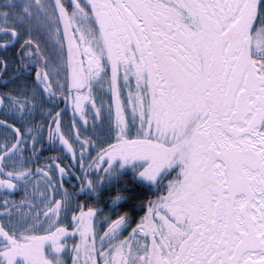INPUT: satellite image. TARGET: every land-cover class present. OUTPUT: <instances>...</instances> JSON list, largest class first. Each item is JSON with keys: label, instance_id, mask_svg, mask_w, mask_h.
<instances>
[{"label": "snow or ice", "instance_id": "1", "mask_svg": "<svg viewBox=\"0 0 264 264\" xmlns=\"http://www.w3.org/2000/svg\"><path fill=\"white\" fill-rule=\"evenodd\" d=\"M0 75V264H264V0H4Z\"/></svg>", "mask_w": 264, "mask_h": 264}, {"label": "trees", "instance_id": "2", "mask_svg": "<svg viewBox=\"0 0 264 264\" xmlns=\"http://www.w3.org/2000/svg\"><path fill=\"white\" fill-rule=\"evenodd\" d=\"M9 75H11V72H9ZM1 78L3 79L4 77L1 75ZM11 85H6L5 83H2L1 82V79H0V90H6V88L10 87ZM63 103L60 102L59 104V108L56 109V111H60L62 110V105ZM45 109L47 108H51L52 107V104L51 103H48V104H45L44 105ZM70 111H64L63 114H62V119L64 121V124L66 125V122H68L69 120H71L70 118ZM3 112L2 110H0V119H3ZM36 120L38 122H42L44 123V131H43V139H42V144H43V149L40 151L39 153V163L41 164H47V163H52L53 161H49L45 158L47 157H55V156H60L61 157V160L64 162V163H71V157H70V154L66 153V152H61L59 147H58V142L57 144H53L51 143L49 140H48V123L51 121V117H47V119H45L44 117H41L39 114L36 116ZM54 127V125H53ZM39 147V145H38ZM33 167H35V165H33ZM125 179H127L129 181V183H132V176H131V171L129 170L126 174H125ZM72 182H75L77 183V186L79 184L78 181H68L66 179L65 181V186L68 187L70 185V183ZM140 187H145L144 185H141ZM2 196L3 193H0ZM85 195H88V194H84L80 197L81 200H83L85 198ZM23 196V192L21 190H18V191H15L14 193L11 194V199H14V200H20ZM89 200L92 199L91 196L88 197ZM105 211L107 212L108 211V208H107V204H105Z\"/></svg>", "mask_w": 264, "mask_h": 264}, {"label": "flooded vegetation", "instance_id": "3", "mask_svg": "<svg viewBox=\"0 0 264 264\" xmlns=\"http://www.w3.org/2000/svg\"><path fill=\"white\" fill-rule=\"evenodd\" d=\"M1 2H2V1L0 0V3H1ZM0 79H1V82L4 83V78L2 79V78H1V75H0ZM60 102L63 103V104H62V105H63V106H62V109H66L65 111H67V110L70 111V114H69V115L71 116V111H72V109H71V107H72L71 102L69 101L67 107H66V105H65V103H64L63 100H61ZM67 123L70 124V123H71V120H69L68 122H66V124H67ZM64 126H66V125L64 124ZM54 127H55V125H54Z\"/></svg>", "mask_w": 264, "mask_h": 264}, {"label": "rangeland", "instance_id": "4", "mask_svg": "<svg viewBox=\"0 0 264 264\" xmlns=\"http://www.w3.org/2000/svg\"><path fill=\"white\" fill-rule=\"evenodd\" d=\"M1 1H2V2H1L0 4H3V3H4V0H1ZM71 109H72V107H71ZM71 116H72L71 118L73 119V111H71ZM71 121H72V120H71ZM68 125H69V123H67L66 126H64V129H65V130H67V126H68ZM20 190L23 192V189H22V188H21ZM0 195H1V194H0ZM70 243H71V241H70Z\"/></svg>", "mask_w": 264, "mask_h": 264}]
</instances>
